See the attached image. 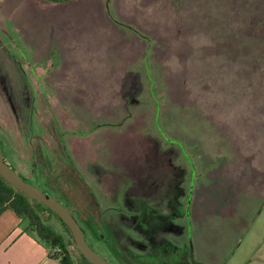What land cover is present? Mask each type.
<instances>
[{
  "label": "rangeland",
  "instance_id": "obj_1",
  "mask_svg": "<svg viewBox=\"0 0 264 264\" xmlns=\"http://www.w3.org/2000/svg\"><path fill=\"white\" fill-rule=\"evenodd\" d=\"M101 1L103 8L94 0H0V153L26 183L70 208L87 245L115 264L95 237L94 230L103 232L96 228L99 221L115 233L134 219L138 228L149 226L148 217L173 220V210L169 216L115 211L128 182L139 189V175L156 165L161 149L160 162L179 163L184 212L195 181L204 184V126L195 138L200 145L189 138L187 118L175 125L173 116L187 111L190 99L237 80L240 59L226 57V51L264 50V0H195L194 10L187 9L193 0ZM187 22L194 28L183 31L179 24ZM142 42L153 57L148 64L143 60L150 87L138 70ZM50 52L61 55L55 73L53 59L44 57ZM245 60L264 66V57ZM67 92L90 101L77 119L54 98ZM110 111L116 121L97 119ZM106 143L110 152L102 151ZM108 153L116 169H107ZM174 184L167 198L178 205ZM35 210L62 238L72 264H87L54 214L43 206ZM191 233L186 222V243ZM251 256L236 245L225 264Z\"/></svg>",
  "mask_w": 264,
  "mask_h": 264
},
{
  "label": "crops",
  "instance_id": "obj_2",
  "mask_svg": "<svg viewBox=\"0 0 264 264\" xmlns=\"http://www.w3.org/2000/svg\"><path fill=\"white\" fill-rule=\"evenodd\" d=\"M94 1L97 7L103 8V1ZM192 2L187 9L194 10L196 1ZM51 24L46 23V26ZM179 25L183 31L194 28L190 22ZM140 52L138 70L145 84L143 60L147 57L149 62L153 57L146 42H142ZM59 56L60 52H50L44 56L53 59L51 73L60 69L56 64ZM225 56L240 59L235 62L238 64L237 80L223 83V87H216L218 92L208 90L205 98L190 99L187 111L183 114L175 112L173 116L175 125L179 119L187 118L189 138L193 137L194 143L201 145L195 138L201 137L202 125L206 137L203 150L206 163L202 168L204 184L198 186L195 181L189 192L185 212L181 204L184 195L181 196L179 163L174 161L173 167H169L160 162L163 159V149L159 152L156 165L152 168L146 166V172L139 175V189L136 188L135 181L134 184L128 182L130 188L126 189L122 198V206L115 207V211L128 213L147 210L169 216L173 210V220L167 227L155 226L147 233L159 235L158 239L175 247H185L190 243L193 260L201 264H225L236 245L243 250L244 255L247 251L252 252L251 260L245 258L236 264H264V66L250 64L261 62L260 60H245L264 57V50L230 49ZM52 90L54 91V87ZM62 97L54 95L57 102L66 105L73 119L90 109L91 105L85 107L90 101L84 102L72 92H67ZM97 119L114 122L118 118L110 111V114L98 115ZM82 120L84 119L80 118L79 121ZM216 122L219 125L216 126ZM107 132H111V129H107ZM109 147L106 143L103 150H100L106 151ZM104 155L107 169H116L115 158L110 153ZM149 180L151 181L147 182ZM172 184L178 191L174 200L180 204L179 207L173 205L171 197L167 198ZM130 216L136 217V214ZM184 219L183 224L181 221ZM186 222L192 229L191 242L187 243ZM70 259L72 263L71 256ZM0 264H59V261L50 257L47 244L39 241L27 229L23 219L5 210L0 213Z\"/></svg>",
  "mask_w": 264,
  "mask_h": 264
},
{
  "label": "trees",
  "instance_id": "obj_3",
  "mask_svg": "<svg viewBox=\"0 0 264 264\" xmlns=\"http://www.w3.org/2000/svg\"><path fill=\"white\" fill-rule=\"evenodd\" d=\"M144 60L148 64V58L146 57ZM148 70V66L143 65L145 81L148 83V87H150L152 82L150 74H147ZM21 179L25 181L24 178ZM36 206L40 207L42 205L15 191L0 179V213L9 210L17 218L26 220L27 229L39 241L47 244L51 258L58 259L59 264H72L62 238L41 223L35 210ZM166 221L169 222L168 219L162 220L155 217H148L149 226L146 228L139 226L138 228L134 219L131 227L120 226L121 231H116L115 233L108 229V227L111 229V225L106 226L105 223L99 221L96 228L101 229L102 226L103 232L94 230V233L98 241L107 247L111 260L115 264H201L192 260L189 243L185 247H175L165 243L163 240L155 238L154 235L156 234L147 233L150 228H154L155 226L160 227L159 223ZM59 223L67 232L64 225L60 221ZM79 227L82 230L84 239H86L83 228L81 226ZM107 261L112 263L110 260Z\"/></svg>",
  "mask_w": 264,
  "mask_h": 264
},
{
  "label": "water",
  "instance_id": "obj_4",
  "mask_svg": "<svg viewBox=\"0 0 264 264\" xmlns=\"http://www.w3.org/2000/svg\"><path fill=\"white\" fill-rule=\"evenodd\" d=\"M0 179L15 191L42 205L64 225L71 241L79 255L88 264H109L107 260L96 254L85 242L82 230L72 217L71 213L63 207L54 197L47 196L36 187L29 185L4 162L0 154Z\"/></svg>",
  "mask_w": 264,
  "mask_h": 264
},
{
  "label": "flooded vegetation",
  "instance_id": "obj_5",
  "mask_svg": "<svg viewBox=\"0 0 264 264\" xmlns=\"http://www.w3.org/2000/svg\"><path fill=\"white\" fill-rule=\"evenodd\" d=\"M152 238V237H151Z\"/></svg>",
  "mask_w": 264,
  "mask_h": 264
}]
</instances>
